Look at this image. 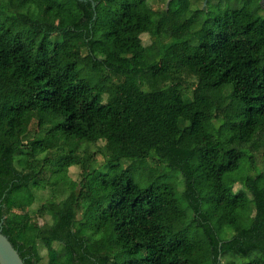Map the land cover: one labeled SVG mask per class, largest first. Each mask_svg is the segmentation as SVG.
<instances>
[{"label": "trees", "instance_id": "16d2710c", "mask_svg": "<svg viewBox=\"0 0 264 264\" xmlns=\"http://www.w3.org/2000/svg\"><path fill=\"white\" fill-rule=\"evenodd\" d=\"M144 1L0 17V231L24 264H264V18L228 10L186 41L187 0L156 18ZM99 141L106 162L179 171L181 196L98 172Z\"/></svg>", "mask_w": 264, "mask_h": 264}, {"label": "rangeland", "instance_id": "374dc122", "mask_svg": "<svg viewBox=\"0 0 264 264\" xmlns=\"http://www.w3.org/2000/svg\"><path fill=\"white\" fill-rule=\"evenodd\" d=\"M171 0H145L143 3V6H145L146 9H148L150 12L156 15H159L162 13L163 9H166L169 5ZM179 0H173V2L170 3L171 9H174L177 2ZM7 3L8 0H0V17H7L11 15V11H7ZM188 3V10L186 13H184L178 20L182 24L190 23L193 24L189 26L188 28V34L184 36V39L187 41L189 39L190 34L195 33L197 30L202 28L205 24V28H209V25L211 23V20L215 17L223 15L228 10L232 9H243L248 12H251L255 16L264 18V0H187ZM198 12L193 19H190L192 16V13ZM142 41L144 45H148L151 42V39L148 35H142ZM160 42V44L164 45L170 42V39L166 38V36L157 37L154 40V48ZM197 44L195 41L190 42V46L194 47ZM163 59L165 57L159 56ZM263 66H264V60H263ZM84 147H87V150L90 152H96L95 161H94V168L101 174H105L108 177H111L117 173H120L121 171H126L129 178H131L135 183H137L140 187L147 188L150 186L158 187L161 185H170L174 188L176 197H180L184 185H183V177L181 173L177 170H172L169 167L166 166L164 162L158 161V158L155 155H150L149 157L145 159H133V160H122L118 163H109L106 162L104 158V142L99 141L98 143H88L86 145H82ZM82 151V147L80 146V149L78 152L80 153ZM259 168L262 167V165H258ZM80 170L77 167H70L68 170V177L73 181H78V174ZM257 172V171H255ZM246 173L243 169H240L237 173H235L233 176H237L238 179L239 176H242ZM255 173H251V175H254ZM53 180H57L56 175L52 177ZM62 185V183L59 184V186ZM241 182L236 183L233 187L234 191H238L241 189ZM64 188V187H62ZM60 188V189H62ZM63 190L62 192H64ZM63 194V193H62ZM65 195V194H63ZM36 196L38 197V201H44L47 199V197L51 196L49 192L44 191L42 193H36ZM181 204L184 206V203L181 202ZM37 203L34 204V206L31 209H35ZM39 225L43 224V220L38 219ZM40 255L45 260L46 250L44 248H40ZM239 261V259H238Z\"/></svg>", "mask_w": 264, "mask_h": 264}, {"label": "water", "instance_id": "95a60500", "mask_svg": "<svg viewBox=\"0 0 264 264\" xmlns=\"http://www.w3.org/2000/svg\"><path fill=\"white\" fill-rule=\"evenodd\" d=\"M0 264H24L18 252L0 231Z\"/></svg>", "mask_w": 264, "mask_h": 264}]
</instances>
